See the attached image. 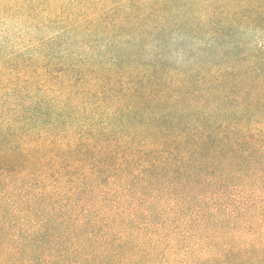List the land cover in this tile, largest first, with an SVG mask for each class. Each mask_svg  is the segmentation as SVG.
<instances>
[{"label": "trees", "instance_id": "obj_1", "mask_svg": "<svg viewBox=\"0 0 264 264\" xmlns=\"http://www.w3.org/2000/svg\"><path fill=\"white\" fill-rule=\"evenodd\" d=\"M262 34L264 0H0V264H264Z\"/></svg>", "mask_w": 264, "mask_h": 264}, {"label": "rangeland", "instance_id": "obj_2", "mask_svg": "<svg viewBox=\"0 0 264 264\" xmlns=\"http://www.w3.org/2000/svg\"><path fill=\"white\" fill-rule=\"evenodd\" d=\"M262 35H264V34H262ZM264 37V36H263ZM248 46L250 47V48H252V47H254V44H248ZM190 247H192V245L191 246H189L188 248H190ZM190 250H192V249H187L186 250V248H182L181 249V255H183V254H186V256L187 257H191V251ZM262 252H264V249H262ZM194 254H200L201 252H199V251H195V252H193ZM185 256V255H184Z\"/></svg>", "mask_w": 264, "mask_h": 264}]
</instances>
